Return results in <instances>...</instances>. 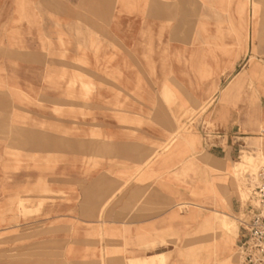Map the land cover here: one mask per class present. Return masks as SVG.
<instances>
[{
	"label": "rangeland",
	"instance_id": "obj_1",
	"mask_svg": "<svg viewBox=\"0 0 264 264\" xmlns=\"http://www.w3.org/2000/svg\"><path fill=\"white\" fill-rule=\"evenodd\" d=\"M119 35L131 43H117ZM124 45L129 49L125 74L117 66ZM119 86L126 91L117 90ZM258 86H264V0H0V264L39 259L48 233L53 263L63 257L64 264H71L74 233L81 226L94 229L101 264H148L146 257L126 261L129 245L108 247L130 233V226L125 232L127 225L110 221L114 209L123 207L116 201L129 189L120 187L109 202L97 183L76 184L78 167L85 169L80 176L88 180L103 164H123L104 152L102 130L92 123L108 110L134 127L131 137L144 123L129 120L133 111L149 118L163 111L173 119L163 141L126 173L129 181L146 179L143 175L186 138L194 137L193 154L200 152L201 135L206 140L214 135L211 123L223 126L225 116L235 122L237 112L247 138L239 142L243 147L237 143L230 170L218 173L226 180L230 201H250L264 169V139L251 129L257 124L259 132L264 129ZM108 94L120 107L103 105ZM98 99L100 104H95ZM245 153L253 155L248 167L243 166ZM200 164L196 156L186 163L183 183L191 189V198L201 191L202 183L192 187L190 176L200 175ZM81 190L84 197L101 202L95 215L89 222L62 219L66 213L75 215L69 207L79 192L81 200ZM175 205L169 211L164 205L161 219L149 221H160L163 227L172 209L178 214L169 228L149 227L148 254L163 245L158 248L168 251L164 264H236L237 234L226 238L230 245L233 238L230 256L220 259L213 252L216 245L210 246L212 238L216 242L219 234L225 237L216 209L203 216L208 213L203 208ZM138 208L129 205L124 211ZM193 209L201 212L204 224L199 219L184 222L183 216ZM238 212L232 215L239 227ZM197 216L190 213L186 218ZM208 220L210 225L205 224ZM61 229L73 233L65 237L63 248L53 235Z\"/></svg>",
	"mask_w": 264,
	"mask_h": 264
},
{
	"label": "crops",
	"instance_id": "obj_2",
	"mask_svg": "<svg viewBox=\"0 0 264 264\" xmlns=\"http://www.w3.org/2000/svg\"><path fill=\"white\" fill-rule=\"evenodd\" d=\"M117 38L119 40L117 43L119 44L126 45V43H131L126 35H119L117 36ZM125 45L123 48V53H119V57L117 59L119 63L117 65L118 70L123 72V74H125L124 65L126 51L127 53L129 52V49L127 50ZM114 69L116 70L117 67H114ZM229 85L225 87V90L229 88ZM117 90L126 91V88L119 86ZM257 94L263 99L262 123L264 126V86H258ZM102 100L103 105L108 109L112 107H120V105H118L117 102H115V100H113L109 94ZM221 101H223V94L220 98V102ZM99 102L100 99H98V102L95 101L94 103L100 104ZM147 102L152 103L153 100H148ZM150 103H147L145 107H150ZM161 107H163V105H161ZM162 113L164 112L161 111L159 115L149 118L145 115L140 116L139 112L133 111V114L129 116V120L132 122L142 120V122H144L141 127L137 128L138 130H140V132L137 133V135H134V137H131V135H129L130 129H132V131H135L134 127L129 126L126 123H122L119 118L116 115L113 116V114H111L109 110L107 116L98 115L96 117L94 116L92 119V123L94 125L97 124L98 127H100L102 130L100 132V136H102L100 139L102 141L101 144L105 146L104 152L107 151L106 154H108L112 158L118 157L119 161H122L123 164H103L101 167L92 170L91 177H89L88 180H84V176H80V172L84 171L85 169H80V167H78L75 178L76 184H79L81 182L83 183L82 186L84 187L87 186L90 182L92 185L97 183L98 187L102 188L104 193H107L105 198L108 201L114 195L115 191L120 187L124 186L129 189L122 198H119V200L116 201L118 204H123V207L117 206V208L114 209V215L110 216L112 217V220L110 219V221L127 225V228H124L125 232L129 230L128 226H130V233L122 234V236H125L124 241H122L123 239H121L117 242L116 239H113V242H109V249L111 250L113 248H120L122 246L129 245L127 249L131 252V254L125 256L126 261H129V259L133 257L142 258L159 252H168L167 250H164L165 248L160 250V248L158 247L163 245H159L158 247L151 249L152 253L148 254L149 250L147 248V242L149 227H151L150 230H159L162 227V223H160V221L156 224L149 221H156L161 219L160 216L165 211L162 210V208H164V205L168 207L166 211H169L168 209H171V207H173V204H176L175 206H177L181 203H190V205L198 209L203 208L208 211V213L203 214V216L210 215V211L215 209L223 210L231 214L233 213V211L239 210V227L236 236V264H239L237 246L241 239L242 232L240 219L243 216V213L247 205L249 204V201L242 203V201L239 200L238 205L234 201V199L230 201L228 198V185L226 183V180L221 177L220 173H218L222 171L226 173L230 170L229 159H232L234 156H236L238 149L237 143L240 147H243L244 145L239 144V142L241 138H247L242 136L241 134L243 125L239 122L238 113H233L234 117L237 118V121L235 122H233L232 118L230 120L229 116H225L223 118V120L225 121L230 120L228 122L224 121L223 124L225 125L223 126L225 127H223L222 125H216L212 122L210 128L211 131H214V135L211 139H203L202 135L200 134L202 138L200 152L194 155L192 151L193 145L182 140L175 145V147L168 155L159 160L153 169H149V171L143 175L146 179L140 181H129V177L126 176V173L133 172L135 168L140 164L141 157L144 155H148L153 145L163 141L167 131L173 129V119L169 118V116L165 113V117H163ZM251 129L253 130L252 133L257 134V137L264 139V129L259 132V124L253 125ZM262 145L264 149V140ZM239 152H241L240 148ZM193 156L200 157L201 161V164L199 165L200 175H198L197 177H193L192 175H190L191 178L196 180H193L194 183L192 184V187H195L197 182L202 183L198 184V187H200L199 189H201V191H197V193L194 195L195 198H191L189 196V193H191L192 191L191 189L189 190L188 187H186L187 185H184L183 183V181H185L186 179V176L184 175V172H186L187 170L186 163L193 160ZM236 162L237 161H235L234 164ZM234 164L233 167L231 166L232 169L234 168ZM122 174H125L126 177ZM152 174L155 175V178L147 180L148 176H152ZM83 192L84 191L81 190V200L78 198V195H80L79 192L78 195H75V203H73L69 207L70 209H75V215L70 216L68 213H66L61 217L62 219L71 218L77 219L81 222L91 221L90 219H92L95 215V212L97 211V208L101 202L99 200H89L88 198L84 197L85 195ZM202 194L203 196H200ZM111 201L112 200H110L109 202ZM137 204L139 205V208L136 211L132 210L127 213L126 211H124L126 210L125 208L127 206L131 205L132 208H135ZM69 208L67 207V209ZM84 210H86V212L83 213ZM87 211L91 212V215L88 216ZM196 212L199 213V216H197V218H186L190 213L195 214L196 216ZM111 213L112 211L109 210V214ZM120 213L125 214L126 218L124 215L121 216ZM118 215L121 216V218L117 219V217H119ZM200 215L201 212L199 210L193 209L191 212L183 216L184 222L188 220L199 219ZM177 216V211H175V209H172L167 214L166 225L162 228H169L173 226L175 223L174 221H172V219L177 218ZM203 216H201V219H199V223L204 224L202 221ZM211 223V220H208L205 224L210 225ZM94 232V229L85 228L83 226L76 229V232L74 233V235L76 236V245L73 249L74 254L70 256V258H68L69 260H71V264H101L100 255L98 251H95V247L98 246L97 238H94V236L96 235ZM112 233H114L115 237L117 236L116 233L118 232L110 230L109 234ZM53 235L55 237H58L60 245L63 248L65 246V237H69L73 235V233H70L68 229H61L58 233H55ZM90 236L91 238H89ZM226 238V236L222 237L219 234L218 236H216V242H214L212 238V243L210 244V246L216 245V249L214 248L213 252H218L217 257L220 259L228 256L229 252L233 248V238L231 245L229 242H227ZM52 240L53 239L51 233L45 235V237L43 238L44 249L42 251H39V259L35 261L13 264H64L63 257L60 258L59 262L55 261L53 263L51 254ZM109 240L112 241L111 238ZM211 256L215 257L213 259L215 261L216 254L214 253V255ZM112 259L113 257L110 256L109 260L112 261Z\"/></svg>",
	"mask_w": 264,
	"mask_h": 264
},
{
	"label": "built area",
	"instance_id": "obj_3",
	"mask_svg": "<svg viewBox=\"0 0 264 264\" xmlns=\"http://www.w3.org/2000/svg\"><path fill=\"white\" fill-rule=\"evenodd\" d=\"M258 178L240 219L239 264H264V169L259 172Z\"/></svg>",
	"mask_w": 264,
	"mask_h": 264
},
{
	"label": "bare ground",
	"instance_id": "obj_4",
	"mask_svg": "<svg viewBox=\"0 0 264 264\" xmlns=\"http://www.w3.org/2000/svg\"><path fill=\"white\" fill-rule=\"evenodd\" d=\"M224 90L225 88H221L220 93L224 92ZM184 141L189 142L190 144L193 145L196 139L192 137V138H186L184 139ZM252 157L253 155L249 153H245L243 155V166L244 167H248V163L249 161H251ZM236 164H238V162H236ZM215 211H216L217 224L221 227L224 235L226 237L231 238L235 234H237L238 226H237L234 216L231 213L223 211V210L216 209ZM165 254H166L165 252H159V253H155V254L147 256L146 259L148 261V264H164V262L166 261Z\"/></svg>",
	"mask_w": 264,
	"mask_h": 264
}]
</instances>
